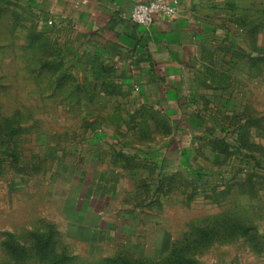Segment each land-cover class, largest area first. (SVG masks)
I'll return each instance as SVG.
<instances>
[{
	"label": "rangeland",
	"instance_id": "1",
	"mask_svg": "<svg viewBox=\"0 0 264 264\" xmlns=\"http://www.w3.org/2000/svg\"><path fill=\"white\" fill-rule=\"evenodd\" d=\"M210 8L243 45L223 39L209 59L223 70L202 72L206 119L231 150L198 157L199 174L174 164L185 137L140 111L70 24L0 0V264H172L177 249L190 264H264V0Z\"/></svg>",
	"mask_w": 264,
	"mask_h": 264
},
{
	"label": "crops",
	"instance_id": "2",
	"mask_svg": "<svg viewBox=\"0 0 264 264\" xmlns=\"http://www.w3.org/2000/svg\"><path fill=\"white\" fill-rule=\"evenodd\" d=\"M29 1L55 23L70 24L86 46L96 48L113 65L121 84L139 105L153 107L170 120V137H185L174 162L177 168L181 169L183 149L191 152L189 166L202 167L198 157L218 158L220 152L210 141L225 134L206 119L202 72L223 70L209 62L226 54L219 47L223 39L243 45L242 36L228 31L234 28L220 18L221 10L209 9L218 0H179L173 19H158L148 27L129 19L135 4L147 0ZM165 161L170 168L173 160Z\"/></svg>",
	"mask_w": 264,
	"mask_h": 264
},
{
	"label": "trees",
	"instance_id": "3",
	"mask_svg": "<svg viewBox=\"0 0 264 264\" xmlns=\"http://www.w3.org/2000/svg\"><path fill=\"white\" fill-rule=\"evenodd\" d=\"M243 31V29H241ZM231 34H233V31L232 30H228ZM235 34L237 33L238 34V37L241 38V36H243L242 34H239V31L236 30L234 32ZM103 64L106 66V67H109V68H112L113 71L116 72L115 68L113 67V65L111 64H108L106 63L105 61L103 62ZM140 111H146V112H149L150 114H152V116L154 117H160V118H165V120L167 119L168 123H169V131H167V134H171L172 133V125H171V122L170 120L164 116L163 114H161L160 112H158L157 110H155L153 107H150V106H147V105H142L141 106V109ZM93 139H92V142H99L100 140H104L106 138H108V132L106 130H96L93 132ZM214 148L215 149H218V151L220 152V155L222 153H228L229 150H231L230 146H229V142L227 140H225V137L224 138H214V140H211L210 141ZM128 151L134 153V154H139L140 151L135 149V147L133 146H129L128 148H126ZM182 163H181V169H184V170H194V171H197V173L200 174L201 172V168H197V167H194V166H189V162L188 160H190V154L191 152L188 150V149H183L182 150ZM219 155V156H220ZM145 156L148 158V159H151L155 162V166H158L162 172V170L165 169V167L167 166V163H166V157L163 156L162 152L158 151V150H155V151H152V152H146L145 153ZM246 228L243 226V225H240V224H232L231 225V228L230 230L232 231V234H234L236 231H239V230H245ZM213 230L212 229H209L207 232H212ZM38 243L40 245V249L42 251L45 250V248L49 245V242H50V235H45V234H37L36 236H38ZM8 246H9V249H11V251L17 255L18 257L21 256V254L23 255V249L21 246L15 244L13 241L9 240V243H8ZM188 247V246H187ZM186 249H191V247H188ZM179 250V253L177 254V258L176 260H171V263L172 264H190V259L188 257L185 256L184 254V249H177ZM176 251V249L174 250ZM62 261L59 260L57 261V263H61ZM112 263L113 264H130L128 263L127 261H123L121 259H118V260H112Z\"/></svg>",
	"mask_w": 264,
	"mask_h": 264
},
{
	"label": "built area",
	"instance_id": "4",
	"mask_svg": "<svg viewBox=\"0 0 264 264\" xmlns=\"http://www.w3.org/2000/svg\"><path fill=\"white\" fill-rule=\"evenodd\" d=\"M86 2L87 0H82ZM179 0H147L135 4L129 19L138 25L151 26L158 19H173L178 12Z\"/></svg>",
	"mask_w": 264,
	"mask_h": 264
}]
</instances>
